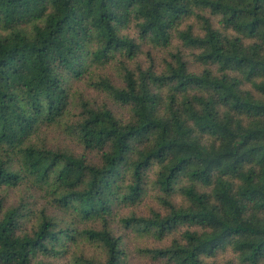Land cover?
<instances>
[{
	"label": "trees",
	"instance_id": "trees-1",
	"mask_svg": "<svg viewBox=\"0 0 264 264\" xmlns=\"http://www.w3.org/2000/svg\"><path fill=\"white\" fill-rule=\"evenodd\" d=\"M205 10L234 32L214 25ZM191 17L199 33L192 23L183 27ZM132 27L158 46L177 37L198 50L202 71H190L180 54L161 71L153 61L124 64L123 85L107 77L92 83L129 116L81 101L70 122L69 80L118 55L134 59L140 44L126 32ZM53 125L84 152L39 139ZM151 170L167 213H133L121 222L158 239L188 227L167 246L139 247L143 256L216 264L208 258L230 247L242 262L264 264V0H0V188L41 191L75 219L44 211L30 233L29 211L0 202V264H55L44 258L69 254L80 240L99 246L104 259L82 253L69 264H127L112 216L142 197ZM183 178L190 184L181 185ZM179 188L182 206L172 201ZM93 220L100 226L76 225Z\"/></svg>",
	"mask_w": 264,
	"mask_h": 264
},
{
	"label": "rangeland",
	"instance_id": "rangeland-1",
	"mask_svg": "<svg viewBox=\"0 0 264 264\" xmlns=\"http://www.w3.org/2000/svg\"><path fill=\"white\" fill-rule=\"evenodd\" d=\"M202 14L211 17L214 25L220 27L222 30L227 31L228 33L234 32L230 28L225 29L223 24L219 21V18L216 15H212L209 10H205ZM190 23L194 24V30L199 33L201 29L194 17L185 19L183 27ZM126 32H129L131 36L135 37L136 41L140 44V51L134 59H127L118 55L117 58H114L106 64L94 63L88 66L86 72L82 74L81 77H73L69 80L70 105L69 113L66 118L69 119L70 122L79 118L81 101L88 102L93 107H109L117 114L124 116V118L129 116V111L125 106L114 101L107 92L103 89L97 88L92 83L101 77H107L114 84L118 86L123 85L122 73L124 64L129 68L137 69L138 66L144 68L149 67L151 61H153L156 69L161 71L165 66L166 60L173 61V54H180L188 63L190 71L200 72L203 69V64L197 59L199 51L187 47L177 37L172 38L169 46L161 47L148 39L139 37L136 28H128ZM246 42L249 43L250 40L248 39ZM242 88L250 90L255 96H259L258 91L249 81H244ZM43 129L44 130L40 134L41 136H39V139H42L49 147L66 148L79 154L84 152L83 148L76 142L75 138L65 127L61 125H53ZM88 157L93 160V162H98L99 160V155L96 152H89ZM155 179V171L151 170L142 197L136 203L121 205L114 211L112 216L111 225L118 234L124 236L125 247L129 255L127 258V264H175L167 259H154L149 256H143L138 248L167 246L174 238L179 239L181 233L188 227L187 225H180L162 239H158L154 236H142L136 231L128 229L123 225L121 218L133 213L138 216H150L153 211H158L162 214L167 213L166 206L159 198L161 191L156 187ZM180 184L183 186L188 185L190 184V181L188 178H183ZM198 188L204 190L201 186H198ZM44 195L43 192L29 189V187L24 186V184L11 188H0V202L5 208L11 206H23L29 211V215L24 221V230L30 233L33 232V228L39 223L40 217L44 211L47 214L57 216L64 222L71 223V221L75 220L71 212L51 206L49 204V198H46ZM172 201L177 206L185 205V197L180 192V188L172 195ZM84 222L85 221H76V225L80 228L87 225L94 227L100 226V224L94 220L86 221V223ZM82 253L87 256L96 257L97 259H104L103 251L99 246L88 243L84 240H80L78 245L73 246L69 254H65L60 258L51 255L46 256L44 259L45 261H51L55 264H69L75 254ZM208 259L216 264H225L227 262H231L232 264H248L242 262L237 252L230 247L219 250L214 256Z\"/></svg>",
	"mask_w": 264,
	"mask_h": 264
}]
</instances>
